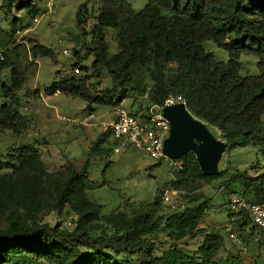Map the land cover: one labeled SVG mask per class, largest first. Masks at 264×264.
Wrapping results in <instances>:
<instances>
[{
  "label": "trees",
  "instance_id": "trees-1",
  "mask_svg": "<svg viewBox=\"0 0 264 264\" xmlns=\"http://www.w3.org/2000/svg\"><path fill=\"white\" fill-rule=\"evenodd\" d=\"M39 2L0 0V14L11 17L16 9H22L34 20L43 12ZM95 19L90 32L95 45L93 76L100 77L106 70L113 89L95 92L85 77L73 74L55 80L45 90L48 96L61 93L79 98L89 106L95 103L118 106L127 97L133 69L139 66L153 81L149 95L152 105H164L169 97L181 96L189 112L220 132L227 144L226 152L253 146L264 155V0H147L139 13L125 0H102ZM19 21L11 19L9 28L14 31ZM87 21L78 14L79 41L89 34ZM108 28L117 33L120 52L114 55L110 54L105 38ZM33 41L30 39L33 43L30 53L34 59H56L52 49ZM207 41L227 51L228 62H217L204 48ZM242 56L258 59V76H240ZM172 64L177 69L169 76L165 70ZM7 69L9 84H2L1 98L8 102L0 105V128L16 131L27 122L20 113L19 95L27 77L20 63L10 57L0 60V73ZM105 135L98 137L95 149L104 143ZM180 160L184 170L176 174L177 181H169L165 186L173 184L179 190L183 183L216 180L229 173L219 170L217 176H206L191 152ZM16 162L18 167L0 159V210L7 206L10 211L5 225L1 223L0 212L3 226H0V264H120L115 257L123 254H138L146 264H235L217 259L221 238L214 232L206 235L194 254L184 252L177 245L161 256L153 254L150 235L165 231L177 244L187 237L207 233L199 229L206 213L203 204L160 216L163 189L161 193L158 189L152 202L132 209L128 215L121 213L107 218L110 235L97 234L95 231L101 227L96 226L78 225L69 231L59 223L41 224L36 221V210L41 209V183L40 178L32 177L40 169L36 167L40 165L38 151L33 145L21 146ZM9 168L12 172L5 173ZM86 168L83 171L71 168L65 182L55 186V208L59 214L65 205L73 204L77 191L83 195L85 182L89 181ZM224 186L229 196L236 194L235 188H240L248 202L264 204V171L251 175L248 170H234ZM85 200L79 198V203H86ZM228 201L229 197V211ZM100 211L101 206L89 203L87 211L80 216L81 223L88 218L97 219ZM249 223L253 224L245 213L235 219L233 226L245 229Z\"/></svg>",
  "mask_w": 264,
  "mask_h": 264
},
{
  "label": "rangeland",
  "instance_id": "rangeland-1",
  "mask_svg": "<svg viewBox=\"0 0 264 264\" xmlns=\"http://www.w3.org/2000/svg\"><path fill=\"white\" fill-rule=\"evenodd\" d=\"M101 1L40 0L43 12L37 16L40 19L38 24L33 23V19L22 9H16L11 17L0 14V52L5 59L10 57L19 62L27 77L19 91L20 113L27 122L25 126L19 125L16 131L0 128V159L10 166L18 167L16 155L21 146L33 145L38 151L40 165L36 167L40 169L32 175L40 178L41 183V209L36 210L37 222L52 226L59 223L63 229L69 231L76 229L78 225L96 226L101 227L95 231L97 234L110 235L111 228L106 227L107 218H115L121 213L128 215L132 209L152 202L158 189L161 193L164 186L172 181V175L167 162L152 160L135 149L119 155L113 152L110 134L104 132L99 124L113 119L117 105L95 103L89 106L76 97L61 93L48 96L45 93L55 80L73 74L85 77L95 92L102 93L113 89L114 84L106 70L102 71L100 77L93 76L92 70V49L95 45L92 43L90 32L96 23L95 17ZM125 1L132 6L135 13H139L147 4V0ZM79 13L88 20L86 30L89 33L80 41L76 37L79 34L76 25ZM13 18L20 19L14 31L9 28ZM105 38L110 54L119 53L116 31L106 29ZM30 39L52 49L56 59H34L30 53L33 45ZM204 48L214 55L217 62H228L229 53L218 48L212 41L205 42ZM65 51H68L69 55H65ZM77 62H80L75 67L80 71L78 74L74 73L73 66ZM241 63V77L260 74L257 58L242 56ZM176 69L177 66L172 64L167 66L165 71L172 76ZM9 79V69L0 73V105L8 102L1 98V87L3 83L9 84ZM152 86L150 75L139 66L135 67L132 81L127 87V97L120 104L132 113L151 107L149 95ZM91 115L93 118L86 120ZM210 130L217 138H221L220 132L215 128ZM104 133V143L95 149L98 137ZM255 166L257 168H254ZM71 168L77 171L86 168L89 181L85 182L83 195L77 191L73 196V204L65 205L59 214L55 208L54 188L65 182ZM219 170L228 171L227 177L211 181L196 179L183 183L179 187L180 195L174 199L176 208L162 203L159 209L160 216H169L203 204L206 213L199 229L207 233L196 238L187 237L177 244L169 239L168 232L150 235L148 238L154 244V255L161 256L173 245H177L184 252L194 254L204 243L206 235L214 232L221 238L218 260L235 264H264V234L251 223L245 229L231 224L233 215L227 210V198L230 196L224 186V181L234 170H248L251 175L264 171V155L253 146L236 148L223 155ZM11 172L12 168L5 171L9 174ZM235 189L234 192L242 196L240 188ZM83 197L87 202L79 203V198ZM89 203L101 206V211L97 219L88 218L81 223L80 216L87 211ZM0 212L1 223L5 225L10 211L5 206L1 207ZM115 259L120 264H146L145 259L138 254H123Z\"/></svg>",
  "mask_w": 264,
  "mask_h": 264
},
{
  "label": "built area",
  "instance_id": "built-area-1",
  "mask_svg": "<svg viewBox=\"0 0 264 264\" xmlns=\"http://www.w3.org/2000/svg\"><path fill=\"white\" fill-rule=\"evenodd\" d=\"M52 6L53 3L50 4V7ZM46 14L47 12L44 15ZM39 21L40 19L36 17L33 23L38 24ZM64 54L69 55V52L65 51ZM4 59L3 53H0V60ZM74 73H80L78 68H74ZM176 104H185V99L181 96H171L164 105H151V107L141 109L138 113H132L122 104H119L113 119L101 122L99 127L110 134L115 154L119 155L127 150L135 149L152 160L167 162L171 171L172 181H177L176 174L184 170V164L180 159H169L163 153L165 141L170 137L171 131V124L164 117L163 109L166 106ZM92 118L93 115L86 120H91ZM64 120L75 122L69 119ZM180 193L181 191L173 184L165 186L162 194L163 204L170 205L175 209L174 199ZM228 209L233 214L232 225L240 214L247 213L253 225L264 234V204L250 203L244 197L232 194L229 197Z\"/></svg>",
  "mask_w": 264,
  "mask_h": 264
},
{
  "label": "water",
  "instance_id": "water-1",
  "mask_svg": "<svg viewBox=\"0 0 264 264\" xmlns=\"http://www.w3.org/2000/svg\"><path fill=\"white\" fill-rule=\"evenodd\" d=\"M163 115L171 124L164 155L178 160L191 152L196 156L203 174L217 176L219 164L227 151L226 142L217 138L206 123L189 112L185 104L166 106Z\"/></svg>",
  "mask_w": 264,
  "mask_h": 264
},
{
  "label": "crops",
  "instance_id": "crops-1",
  "mask_svg": "<svg viewBox=\"0 0 264 264\" xmlns=\"http://www.w3.org/2000/svg\"><path fill=\"white\" fill-rule=\"evenodd\" d=\"M57 95H61V94L58 93V94H56V95H54V96H57Z\"/></svg>",
  "mask_w": 264,
  "mask_h": 264
}]
</instances>
